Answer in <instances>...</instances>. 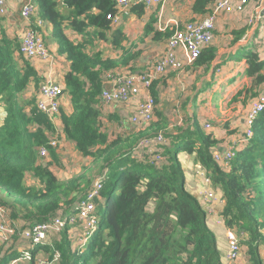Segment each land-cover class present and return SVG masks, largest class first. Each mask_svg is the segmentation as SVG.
Instances as JSON below:
<instances>
[{
    "label": "trees",
    "instance_id": "obj_1",
    "mask_svg": "<svg viewBox=\"0 0 264 264\" xmlns=\"http://www.w3.org/2000/svg\"><path fill=\"white\" fill-rule=\"evenodd\" d=\"M214 2L194 0L192 11L204 17L211 12ZM36 3L39 17L45 25L52 26L58 54L64 55L68 62L62 84L69 95L71 111L60 113L59 109L62 128L57 131L53 119L37 110L35 97L20 99L30 83L38 89L41 78L30 59L19 53L18 41L1 29L0 102L5 115L0 124L3 192L0 205L8 209L15 226L21 225L20 221L29 225L47 223L59 212L61 204L70 206L90 188L91 179L85 181L83 173L64 181L51 170L58 156L50 141L60 135L72 142L85 160L91 159L94 163L104 160L105 176L100 190L104 202L96 204L100 217L98 227L85 248L72 250L69 233L74 227L66 224L45 241L33 243L28 263L37 264L36 253L43 256L45 251L48 257L40 259L46 264H228L209 227L206 210L185 186L184 171L177 157L184 151L205 169L214 189L222 191L221 217L225 226L243 233L240 251L243 248L244 262L241 253L236 264H264V250H261L264 243V108L250 126L252 136L247 144L239 149L233 143L225 147L224 150L230 147L232 152L231 162L226 165L214 159L215 151H224L220 150V141L192 116L186 115L182 124L174 125L175 134L170 132V123L155 107L158 102L155 82L149 91L154 99L156 119L152 116L149 122L134 124L137 127L131 129L133 133L123 134L122 121L126 120L115 112L104 114L102 109L106 104L101 98L108 74L133 70L139 58L133 42L116 28L118 21L114 22V18L121 17L119 5L114 0H36ZM130 8L136 16L144 13L142 3L130 4ZM154 21L151 18L146 24L144 37L153 34L166 42L173 28L154 31ZM214 57V49L207 45L192 66L206 73ZM243 58L245 76L252 83L246 91L251 94L238 91L231 100L244 92L247 97L258 96L260 88L257 87L264 83V60L255 51H248ZM211 83L203 84L201 93ZM185 123L187 126L183 127ZM111 129L117 130V135ZM158 133L166 134L169 139V147H164L159 163L152 162L148 154L143 159L132 154L137 140ZM42 147L49 162L39 154ZM229 164L230 170H224ZM26 173L36 178L40 186L26 184ZM151 202L153 207L149 210ZM0 245L7 247L0 254V264L18 259L13 244ZM57 252L59 259H54Z\"/></svg>",
    "mask_w": 264,
    "mask_h": 264
},
{
    "label": "crops",
    "instance_id": "obj_2",
    "mask_svg": "<svg viewBox=\"0 0 264 264\" xmlns=\"http://www.w3.org/2000/svg\"><path fill=\"white\" fill-rule=\"evenodd\" d=\"M27 2H31L33 5H35L34 7L38 9L36 0H5L2 6V11H0V30L3 29L9 37H13L17 41L20 40L25 32V28L29 23L28 20L22 18L21 16L22 6ZM229 2L233 6V9L231 11L220 10L217 13L214 22V37L212 38L209 45L214 49L215 57L211 62L208 72L205 73L202 68L199 67L196 69L191 64H187V57L185 53L182 50H177L178 58L183 62L184 65L183 69L180 71L167 70L165 74L162 73L164 74L163 76H161V74H158L157 76H155V78H157L153 79V82L157 84L156 89L158 91V102L155 104V107L157 112H161L162 116H164L165 118L172 117V114H170V110L166 107V101L168 100V97L174 95V86L177 84H181V90L185 91L188 83H191V78L193 77L194 73L199 74L200 81L196 83L195 80H192L193 84H199L202 82L203 84L207 85L208 81L218 80L216 85H218L219 87H225H221L222 91H228L229 89H232L233 93L231 95H227L225 93V95L223 94V99H220L222 95L219 98L220 100L230 99L231 102L236 103L235 107L231 111L230 117L224 120L225 125L223 127L220 128L218 127V125L211 126L209 122L204 123V115L210 117V120L214 122L220 120V118L218 120H215L214 118L218 115H215L214 112L210 113V111L208 110H199L200 113L194 118L198 120V122H200V125L204 127V130L206 132H211L217 140H220V150H224L227 145L232 144L231 142H226L224 138H231L233 137L232 134L237 136V132H240L239 129H241L239 124H241V121L244 122V112L251 103L252 98H255L257 96L256 95L252 98L247 97V93L244 92L243 94L238 95L237 99L231 100V97L236 92H242L244 90L246 91V89H249L252 84L251 79L246 77L244 73L246 63L243 55L248 51H255L258 54L259 58L261 60H264V14L259 12V8L257 6L259 1L246 0L245 2H242V0H229ZM193 3L194 0H164V2L162 3L153 4L152 7L144 6V13L141 16H136L135 13L131 11L130 3L124 5L119 9L121 17H119L116 28L124 32L129 37V39L133 42V46H135L139 52V58L135 62L133 70L141 71L143 69H146V66L150 63L151 60H153L161 53L165 52V39L154 37L153 34L144 37V28L146 24H148V22L151 20V18L155 19L154 31H163L160 28H166L167 26L173 24V22H175L177 19H179L183 23L188 20L196 19L203 15L194 13L192 11ZM239 5L241 6L240 8H235V6ZM210 6H208V8ZM43 34H45L44 47L46 51L52 52L53 55L57 58L62 56L57 52L58 42L52 34V26L49 24L45 25V22ZM111 54L115 55V53H113L112 51ZM48 56H36L30 61L34 66L38 76L41 78V81H56L57 83L62 85L61 78L68 69V64H66V66L62 70L60 66L58 67L59 64H57V60H54L52 57L48 58ZM171 82H173L174 84L171 85ZM166 86L168 90L164 91V88H166ZM32 87H34L33 82L30 83L27 87L26 94H20L19 97L21 100L22 98L29 100L33 98L34 94H36L37 96L38 90L36 89L37 92H35ZM257 88H260L259 93L264 94V83H262ZM194 91H198L197 96L199 97L205 93H201V88L199 89V86ZM246 92L251 94L250 91ZM68 96L66 97V100L64 99L62 101V105L60 106V113L62 111L66 113H69L71 111V106L69 103L70 98ZM144 96H146V91L142 90V92L136 98L132 99L128 105L118 102H112L110 104H106L105 106L103 105L102 112L104 114L115 112V114L120 119L121 117L122 120L124 118L126 121H122L121 131L124 132L123 134H131L134 131H132L130 129V126L127 124V117L131 122L130 119L136 111L137 103ZM162 100L164 101V103L162 104L163 107L160 104ZM170 102L171 105L176 102V95L170 100ZM112 104H123L127 108L118 107V109H112L109 106ZM221 115L223 116V114ZM181 116L182 113H179L180 120L176 122L177 126L183 123V117L181 118ZM173 117L176 118L175 116ZM103 120L104 122H106L105 118H103ZM59 123L61 124L62 128L60 117ZM109 124L111 123H108V125ZM185 125L187 126V123L183 124V127H186ZM57 138H59L58 145L60 144V138L66 140L63 135H60ZM70 143L74 148L73 143ZM235 146L239 149L241 146H243V143H237ZM58 148L60 150V146ZM178 159L184 171L186 188L193 194H196L197 191L201 190V184L200 177L195 173V166H197V163H195V158H193V155L185 153L180 154ZM211 187L214 189L213 185H211ZM214 192L217 196L216 200L211 202L201 201V204L207 212V222L209 224V227L214 232L219 248L222 254H224L227 249L225 237V231L227 227L225 226L224 220L221 217L224 199L223 193L220 189L215 188ZM262 247H264V243Z\"/></svg>",
    "mask_w": 264,
    "mask_h": 264
},
{
    "label": "built area",
    "instance_id": "obj_3",
    "mask_svg": "<svg viewBox=\"0 0 264 264\" xmlns=\"http://www.w3.org/2000/svg\"><path fill=\"white\" fill-rule=\"evenodd\" d=\"M119 8L130 3H142L145 7H152L153 4L162 3L164 0H114ZM246 0H242L245 2ZM259 12L264 14V0H258ZM4 0H0V11ZM31 2H27L22 6L21 15L24 19L29 20L32 17H36L35 23L29 25L27 33L23 38L20 45V52L30 58L36 56H46V49L44 47V38L40 28L44 26V21L38 17L37 9ZM241 6H235L240 8ZM233 6L229 0H215L211 12L204 17H198L193 20H188L183 23L177 21L167 26L173 28L172 34L166 40L165 52L156 56L143 70H121L108 74V88H104L101 92L102 101L105 104L112 102H118L123 104H129L130 101L136 98L142 90L146 91V96L141 98L136 106L135 113L131 116L132 123H144L149 122L152 119L154 111V99L150 94L149 88L153 79L158 74L165 73L167 70L178 71L183 68V62L178 58L177 50H182L187 59V64H191L198 58L204 47L210 44L214 37V22L217 13L220 10L231 11ZM119 17L114 18V22H117ZM166 28H160L162 30ZM42 99L38 102V108L46 115L53 118L57 112L59 114L61 98L64 94L62 88L52 82H45L41 87ZM264 108V94L259 95L250 105L245 119L251 125L256 116ZM59 116V115H58ZM156 141L157 144L165 143L163 133H158L153 137L142 139L139 145V156L144 158L145 154L149 155V158L154 163H159L162 160V151H154L149 148V142ZM56 140L51 139L50 144L55 146ZM152 152H154L152 154ZM40 156L46 155V149L44 147L39 149ZM232 157L231 149H226L223 152H214V159L216 161L222 160L226 165ZM195 173L200 177L201 190L200 195L204 201H214L217 199L214 189L211 187V180L206 175L205 169L197 163L195 166ZM105 176L103 173L97 180L91 184V187L87 192L78 200L76 210L79 213V219H83L87 222L85 225L86 233L85 238L89 237L94 225L96 224V198L99 196L100 189L102 188V178ZM72 221V219H71ZM58 226L59 229L64 226V221L60 217L54 218L50 224H37L31 231L28 232V237L33 243H40L46 240L47 230L53 226ZM6 232V224L2 218H0V239ZM8 237L5 235L2 239L4 241ZM229 248L226 251V258L228 261H233L239 253V238L235 230L228 232ZM29 255V252H26ZM29 258V256H28ZM14 262V261H13ZM37 264H46L42 259L37 260Z\"/></svg>",
    "mask_w": 264,
    "mask_h": 264
},
{
    "label": "rangeland",
    "instance_id": "obj_4",
    "mask_svg": "<svg viewBox=\"0 0 264 264\" xmlns=\"http://www.w3.org/2000/svg\"><path fill=\"white\" fill-rule=\"evenodd\" d=\"M37 15H38V13H37ZM38 17H39V15H38ZM32 19H33V22H32ZM35 20H36V17H32V18H30L28 20L29 23H28L27 27L25 28V32L22 35V37L20 38V40L18 41V43H19L18 44L19 45L18 51H19V53L21 55H23L20 52V50H19L21 42H22L23 38L25 37V35L27 33L29 25L34 24ZM176 21L179 24L182 23L179 19H177ZM67 35L69 37L73 38L71 33H67ZM43 36L45 37V34H43ZM57 52H58V47H57ZM47 56H48V58L52 57L54 60H57V64H59L58 67L60 66L62 68V70L64 69L66 64H68V62H67V60H66L64 55H62L59 58H57L56 56L53 55L52 52L49 51V52H46V56H43V57H47ZM24 57H26V56H24ZM26 58H28L30 60L33 59V58H30V57H26ZM182 69H180V70H182ZM180 70H178V71H180ZM64 74H63V76H64ZM164 74H161V76H163ZM63 76L61 78V81H63ZM192 80H195L196 83L199 82L200 81L199 74L198 73H194L193 74V77L191 78V83H188V85L186 86V90L185 91L181 90V88H182L181 84L175 85L174 86V91H173L174 95H172V96L167 98L168 100L166 101V105H167L166 107H167V109L170 110V114H172V117H168L169 119L167 118L168 119L167 122L170 123V125H169L170 132H172L173 134H175L177 132L176 130H174L173 127H174V125H177L176 122H178L180 120L179 113H182L181 118L182 117L185 118L186 115H190L193 118H195V116H197L200 113L199 110H202V109L208 110V111H210V113L214 112L215 115H218L214 119L218 120L220 118V120L217 121V122H214V121L210 120V117H208L207 115H204L205 116L203 118L204 123L205 122H209L211 124V126L218 125V127L221 128V127H223L225 125V121L224 120L228 119L230 117L231 111L236 105V103L235 102H231L230 99L220 100V99H223L225 93L227 95H231L233 93V91H232V89H229L228 91H222V88H225V87H222V86L219 87L218 85H216L218 80L211 81L212 83L209 86V88L200 97L197 96L198 91H194V90L196 88H198V86L200 88L203 85V83L201 82L199 84H196V83L193 84ZM45 82H52L54 84H57L63 90V84L61 85V84L57 83L56 81L43 80V81L39 82V87L37 89L38 90L37 96H36V94H34L33 97H35L37 110L39 112H41V113H43V112L38 108V102L42 99L41 87H42V84L45 83ZM170 84L173 85L174 83L171 82ZM33 85H34V83H33ZM34 87H35V85H34ZM34 87H32V89H34L35 92H37L36 88H34ZM165 90H168L167 86H166V88H164V91ZM63 92H64V94H63V96L61 98L60 106L62 105V101L64 99L66 100V97L68 96L66 91L63 90ZM25 94H26V92H25ZM175 95H176V102L171 105L170 100ZM221 95H222V97H221ZM163 103H164V101L162 100L160 102L162 107H163V105H162ZM109 106L112 109H118V107L127 108L123 104H112V105H109ZM1 108H2V110H1ZM159 108H160V106H159ZM221 114H223V116ZM4 115H5V111H4L2 103L0 102V124H1V122L3 120V116ZM173 116H175L177 119L174 118ZM153 117H154V119H156V113L153 114ZM52 119H53V121H54V123H55V125L57 127V130L61 129V124L59 123L58 112L55 115H53ZM243 119H244V122L241 121L240 122L241 124H239L240 127H241V129H239L240 132H237L238 133L237 136L232 134L233 137L224 138V140L226 142H231V143H236V144L237 143H243V144L245 143V144H247L246 142L248 141L249 137L252 136V131L250 129L251 125L247 122L245 117H243ZM127 120H128L127 124L130 126V129H133V128L137 127V125H134V124H132L129 121L128 117H127ZM245 126H246V129H245ZM244 129H245V131H244ZM58 131H60V130H58ZM116 131L111 129V132H112L113 135H117V134H115V133H117ZM163 136H164V139H165L166 143L157 144L156 141H153V142L150 141L149 142V148L151 150H154V151H156V150L162 151L163 150V153H164V147H169V143H168L169 139L166 138V134H163ZM53 139L56 140V143H55V148L56 149H55V151H56V154L58 156V160H57V164L56 163L52 164L51 169H52V171L56 174V176L60 180H64L65 181V180H68L71 177H74V176H77V175H80V174L83 173L85 175V181H87L90 178L91 179V183H92V182H94V180H97L105 172V170H103L104 164H105L104 160H99L98 163H94L91 159H86L85 160L81 156V154L78 153L75 150V148H73V146L71 145V143L69 141H66V140L60 138L61 139L60 140V144L58 145L59 138H53ZM139 140H137V142L133 146L134 150L132 151V154L136 158H140V157H138L139 156V149H140L139 145H140V142L142 140H140V141ZM218 141H220V140H218ZM59 146H60V150L58 148ZM185 153L186 152L181 151L180 153H178L177 157H179L180 154H185ZM42 158H44L43 160L45 162H49L50 161V158H49L48 154L46 156H42ZM229 161H230V159H229ZM229 161H228V163H229ZM224 167H225L224 170H226V171L230 170V164L228 166H224ZM24 180H25V183L28 184V185H34V186H37V187L40 186V183L38 182V180L36 178H34L30 173H26L25 174ZM1 190L2 189L0 188V192H2ZM0 194H3V192L0 193ZM195 195L198 197L199 202L201 204V201H204V199L201 198L200 190L197 191V193ZM95 202H96V204L97 203H103L104 202V197H102L100 195V193H99V196L96 198ZM77 203H78V200L73 202L70 206L67 205V204H61L62 205L61 209L58 210L59 212L57 211L58 213L54 217V218H56L58 216V217L62 218V220L64 221V225L69 224V225L74 227V229L69 233L70 244H71V248H72L73 251H75V250H83V248H85V246H86L85 243L93 235L94 231L97 229L98 221L100 219L98 211L96 210V213H95V215H96V224L94 225V228H93L90 236L85 238V233H86L85 225L87 224V222L85 220H83V219H79V213L76 210ZM152 207H153V203L151 202L148 205V209L151 210ZM0 218H2L4 220V222H5V224H6V232H5L4 236L7 235V233H8V237L4 241H2V239L4 237L3 236L0 239V243L13 244L12 248L18 254L17 255L18 259L15 260L14 262L10 263V264H30V263H28L29 258L26 255V252H30V250H31V248L33 246V242L28 237V232L31 231L35 225L42 224V223L41 222H36L33 225H29V223H24V222L22 223V221H20V222H18V224H21V225H16L15 226V222H12V220L10 219V212H8V209L6 207H3L1 205H0ZM54 218L50 222H47V223L50 224L51 222H53ZM71 219H72V221H71ZM11 222L14 224V226H13V224ZM47 223H45V224H47ZM15 227H16L17 230L15 229ZM60 229H59L58 226H55V225L53 226V228L50 227L47 230V232H46V238L48 236H50L52 233H54V232H56V231H58ZM230 230H235L236 231L237 236L240 239V241L243 238L242 232H239L235 227H231V228L227 227L226 231H225L227 249L229 248L228 232ZM242 245H243V243H242ZM217 246L219 247L218 244H217ZM6 249H7L6 246H4V245L1 246L0 245V254H1V252H2V254L4 252H6L5 251ZM227 249H226V251H227ZM261 250L263 252L264 247H262ZM243 252L244 251H243V248H242V256H241V261L242 262H244V254H243ZM240 254L238 253L237 255H240ZM47 257H48V255L46 256L45 251H43V256H41V254H39V253H36V256H35V258L37 260H39L40 258L46 259ZM53 258L54 259H59V253L57 252L56 254H54Z\"/></svg>",
    "mask_w": 264,
    "mask_h": 264
},
{
    "label": "clouds",
    "instance_id": "obj_5",
    "mask_svg": "<svg viewBox=\"0 0 264 264\" xmlns=\"http://www.w3.org/2000/svg\"><path fill=\"white\" fill-rule=\"evenodd\" d=\"M43 29H44V26H43L42 28H40L41 33H43ZM42 35H43V34H42ZM43 38H44V36H43ZM152 82H153V81H152ZM259 95H262V94L260 93ZM259 95H258V96H259ZM258 96H257V97H258ZM257 97H256V98H257ZM256 98H255V99H256ZM255 99H254V100H255ZM254 100H253V101H254ZM253 101H252V102H253ZM245 116H246V115H245ZM245 116H244V117H245ZM249 138H251V136H250ZM233 144L236 145V143H233ZM229 148H230V147H228L227 149H229ZM92 183H93V182H92ZM92 183H91V184H92ZM90 187H91V186H90ZM102 187H103V185H102ZM101 189H102V188H101ZM101 189H100V190H101ZM86 192H87V191H86ZM86 192H85V193H86ZM85 193H84V194H85ZM84 194H82L81 197H82ZM81 197H80V198H81ZM242 235H243V233H242ZM239 247H240V239H239ZM240 253H242V251L239 250V254H240ZM238 256H239V255H237L236 258L233 260L235 264H236V261H237ZM224 258H225V260H226V262H227L228 264H230L231 262H233V261H228V260H227V258H226V252L224 253Z\"/></svg>",
    "mask_w": 264,
    "mask_h": 264
},
{
    "label": "water",
    "instance_id": "obj_6",
    "mask_svg": "<svg viewBox=\"0 0 264 264\" xmlns=\"http://www.w3.org/2000/svg\"><path fill=\"white\" fill-rule=\"evenodd\" d=\"M105 88H108V84L106 83Z\"/></svg>",
    "mask_w": 264,
    "mask_h": 264
}]
</instances>
